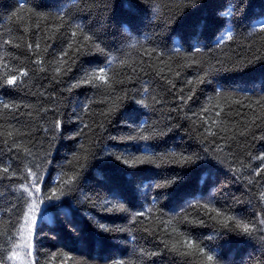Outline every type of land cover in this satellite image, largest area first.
I'll return each mask as SVG.
<instances>
[{
    "label": "trees",
    "instance_id": "1",
    "mask_svg": "<svg viewBox=\"0 0 264 264\" xmlns=\"http://www.w3.org/2000/svg\"><path fill=\"white\" fill-rule=\"evenodd\" d=\"M261 22L264 0H0V58L29 72L23 86L0 88V99L21 106H0V162L21 173L41 169L49 192L78 174L71 192L41 206L31 240L38 264H202L194 249L183 248L186 238L214 249L224 264H264V241L228 232L205 215V205L245 221L264 215V172H252L264 163L254 159L264 154V100L257 103L264 94ZM76 23L109 55L76 52L82 39ZM5 39L11 43L2 45ZM36 41L38 53L29 51ZM61 51L67 63L57 74ZM34 53L45 71L33 63ZM112 56L111 87H71ZM201 76L204 83L197 82ZM141 97L148 108L135 102ZM143 135L149 139H138ZM14 140L19 149L10 151ZM172 152L177 156L131 166L115 159ZM181 153L201 159L181 164ZM168 178L170 186H155ZM23 183L0 179L5 264H12L7 252L24 227ZM109 203L128 210L102 211ZM141 210L146 215L133 223L132 213ZM164 241L190 254L168 251ZM156 250L161 254L148 255Z\"/></svg>",
    "mask_w": 264,
    "mask_h": 264
},
{
    "label": "snow or ice",
    "instance_id": "2",
    "mask_svg": "<svg viewBox=\"0 0 264 264\" xmlns=\"http://www.w3.org/2000/svg\"><path fill=\"white\" fill-rule=\"evenodd\" d=\"M19 8L25 9V5L21 3L19 5ZM26 10L29 12L32 11L31 8H28ZM35 14L39 19L48 18V15L45 13L37 12ZM13 15H17V13L14 12ZM56 19L60 20L61 25H63L65 21L64 13L63 12L57 13ZM74 27L76 30H79V32L82 34V39L79 42V46L76 48V52H82L83 50L84 54H87L92 50H95L99 53L104 54L105 56L109 55L108 51L105 48L101 47V44L94 38V34L85 33L84 27L80 23H76ZM258 29L259 31L264 32V22L258 24ZM76 30L72 31L73 37H76L77 35ZM255 30L256 28L253 29V31ZM222 39L223 37L221 38V40ZM227 39L229 40L232 39L231 33L227 35ZM10 43L11 40L8 39L2 41V45H8ZM15 46L19 47L20 45L16 44ZM68 47L71 48L72 45L69 44ZM27 48L29 49V51H33L35 49L36 53H38V50L40 49V43L39 41H36L35 44L29 42L27 44ZM177 51H179V49H177ZM197 51H199V49H197ZM36 53H34L36 55V58L34 59L33 63L37 65H41L39 70L45 71V68L43 67V61ZM59 55L62 63H61V67H57L55 69L57 74L61 72V68L63 67V64L67 63L66 60H63V57L67 56L68 53L67 51H61ZM115 60L116 57L112 56L110 59H107L106 65H103V62H101L98 63L95 68H89L85 70L81 74L80 78L77 79L71 85V87H78L80 85H89V84L92 85L93 87H101L102 85L111 87V81L108 72L111 69V66L113 65V62ZM120 62L123 63V61ZM0 67H2L4 70L3 75L0 76V88H3L5 86L10 88H18L27 83V81L24 78L28 77L29 72L25 68L12 69L9 67L8 63L4 61L3 58H0ZM70 70H71L70 68L67 69V71ZM241 70L243 69L241 68ZM133 71H135V69H133ZM96 81H100L102 83L97 84L95 83ZM197 82L204 83L205 82L204 77L203 76L199 77ZM189 83H191V81H189ZM174 86L175 85H173V87ZM144 92L146 93L147 89H144ZM186 99H191V96L186 97ZM260 100H264V94H261L260 99L257 101V103H260ZM135 102L141 105L142 107L145 108L149 107V105L145 103L144 97H141L140 99H136ZM0 106H2L4 110H8V111H13V110L19 111L21 107L19 104H16L14 102H9L3 99H0ZM261 107H264V105H261ZM217 115H219V113H217ZM60 127H61V122L57 120L55 122V129L58 130ZM210 134L215 135V133H210ZM241 134H243V132H241ZM8 135L11 136L13 134L8 133ZM128 139L131 140L133 139V137L129 136ZM138 139L147 141L149 139V136L143 135ZM13 148L19 149V145L16 144L15 140L13 141L12 145H10L9 150L11 151ZM24 152L25 155H30V153L27 150H24ZM169 155L173 157L177 156L175 152H172L165 154V156L156 157L154 159L155 157L154 153H145L142 156H137L130 153L128 154V158H125L122 155H115V159L131 166V164L137 162L140 164L154 163L156 159L165 161L167 160ZM198 159H201V157L181 153L179 154L176 162L181 164H192L195 163L196 160ZM254 159L264 162V154H260L254 157ZM252 172L255 176H260L261 173L264 172V163L258 165L256 168L252 170ZM77 175L78 174L74 173L73 176L58 181L57 185L53 187L49 192L47 190H44L42 187L44 181H43V173L41 169L34 167H26L24 173H21L18 170H12L11 165H3L2 162H0V179H12L14 177H19L25 181V183L20 185V189L24 193L21 199L25 201V207L27 208V211L23 214L22 217V219L24 220L25 232L18 233L21 236V242L13 243V247L7 252L6 259L8 261H11L12 264H38V261L34 254V245L30 241L34 238L37 213L40 212V206L42 205L46 206L47 202L50 201H54V200L60 201L62 197H64L69 192H71L72 186L74 184V180ZM176 179H178V177ZM172 182L174 181L171 178H168V179H164L163 183L156 184L155 186L166 187V186H170ZM252 182L253 181L250 179L249 183ZM261 200L264 201V193H261ZM52 206L57 207L58 205L53 204ZM205 207L208 209V211L205 212V215H208V219L219 224L223 229L227 230L228 232L239 230V232L242 235L248 236L250 238L256 236L261 241H264V215H262L261 218H259L255 222L245 221L243 218L234 216L232 214H229L228 212L222 211L215 207L209 205H205ZM114 209L118 211L128 210L124 207L123 203H118V204L109 203V206L103 207L102 211L111 212ZM149 211H151V209H149ZM209 213H215V215H210ZM145 215L146 213L143 210L133 212L132 222L135 223L137 217H141ZM185 219H188V217L186 216ZM195 222L201 225L206 224V221H204L203 219H196ZM97 226L102 231L105 232L109 231V228L103 223H98ZM163 243L165 244V248L168 251L175 252L179 255L190 254V252H185L181 248H178L176 243L171 244V246H169V244L166 241H164ZM183 248L194 249L202 258V264H224L223 259L218 255V253L214 249L207 248L206 246H203L202 243H197L196 241L190 238H186L184 240ZM160 254L161 253L159 252V250L148 253V255L150 256H156ZM66 259H71V257H67ZM0 264H5V258L3 256H0Z\"/></svg>",
    "mask_w": 264,
    "mask_h": 264
},
{
    "label": "rangeland",
    "instance_id": "3",
    "mask_svg": "<svg viewBox=\"0 0 264 264\" xmlns=\"http://www.w3.org/2000/svg\"><path fill=\"white\" fill-rule=\"evenodd\" d=\"M41 206H40V211H41ZM40 215V212L39 213H37V218H38V216ZM37 220V219H36ZM25 232V228L23 227L22 228V230H21V233H24ZM21 242V236H20V240H19V243ZM31 242V241H30Z\"/></svg>",
    "mask_w": 264,
    "mask_h": 264
}]
</instances>
